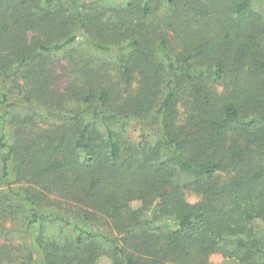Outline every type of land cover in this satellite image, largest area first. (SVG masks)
<instances>
[{"label": "trees", "instance_id": "16d2710c", "mask_svg": "<svg viewBox=\"0 0 264 264\" xmlns=\"http://www.w3.org/2000/svg\"><path fill=\"white\" fill-rule=\"evenodd\" d=\"M257 3L0 0V264H264Z\"/></svg>", "mask_w": 264, "mask_h": 264}, {"label": "rangeland", "instance_id": "374dc122", "mask_svg": "<svg viewBox=\"0 0 264 264\" xmlns=\"http://www.w3.org/2000/svg\"><path fill=\"white\" fill-rule=\"evenodd\" d=\"M124 0H111L112 3L116 4V3H121L123 2ZM256 8H258L259 10L263 11L264 9V6L261 4V3H257L256 4ZM136 136L137 134H131V137L134 139V140H137L136 139ZM187 196V200L189 202H195L197 200V198L195 196H193L192 194H186ZM1 242V240H0ZM223 263V259L222 257L220 256H213L212 259H211V264H222ZM98 264H110L109 260L106 259V258H102L100 259L99 263Z\"/></svg>", "mask_w": 264, "mask_h": 264}]
</instances>
